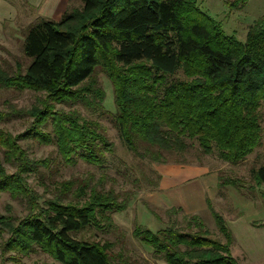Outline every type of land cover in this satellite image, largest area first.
I'll list each match as a JSON object with an SVG mask.
<instances>
[{
    "label": "trees",
    "instance_id": "obj_1",
    "mask_svg": "<svg viewBox=\"0 0 264 264\" xmlns=\"http://www.w3.org/2000/svg\"><path fill=\"white\" fill-rule=\"evenodd\" d=\"M81 1L80 11L57 22L40 18L28 26L23 54L32 62L12 77L0 69V87L41 96L27 111H0V123L28 117L31 123L21 138L54 146L67 165L82 160L102 167L104 155L112 152L94 114L111 118L127 151L141 159L165 162L157 154H183L196 142L202 154L215 153L236 165L260 147L264 19L239 42L202 13L196 0ZM247 1L226 4L241 9ZM97 70L112 85L115 112L109 117ZM5 164L15 173L9 175ZM40 167L47 169L48 161L29 160L15 138L0 129V195L16 197L21 191L30 206L18 225L10 216L0 220V233L11 236L6 249L29 253L38 248L59 264H138L121 258L115 263L108 242L71 236L91 226L113 227L108 214L124 211L125 200L111 189L98 190L89 179L72 178L58 184L65 195L42 208L21 177L41 175ZM250 176L264 186V166ZM227 184L235 185L220 179L221 187ZM212 217L226 247L204 236L193 216L157 233L137 224L132 236L152 249V259L166 264H236L229 257L230 230L220 216Z\"/></svg>",
    "mask_w": 264,
    "mask_h": 264
},
{
    "label": "rangeland",
    "instance_id": "obj_2",
    "mask_svg": "<svg viewBox=\"0 0 264 264\" xmlns=\"http://www.w3.org/2000/svg\"><path fill=\"white\" fill-rule=\"evenodd\" d=\"M57 1L49 0V11H45L48 4L33 7L26 0H0V69L10 77L18 72L23 74L32 62L23 54L24 38L29 25L40 18L57 22L63 14L78 12L82 8L81 0H66L60 5ZM227 2L231 3L233 0H196V5L220 26L226 36H233L237 41L244 42L249 28L257 20L264 19V0H248L241 9L228 8ZM95 74L105 93L103 111L109 117L115 112L112 85L100 70ZM40 96V93L27 89L0 87V111L9 113L15 110L14 114L21 110L27 111ZM79 109L83 115H87ZM259 113L261 145L236 165L219 160L215 153L202 154L196 142L191 143V147L183 154H157L165 162L138 158L127 151L110 122L111 118H99L98 114H94L92 119L101 125L113 146L112 152L104 155L102 167L82 160L74 165H67L60 159L54 146L33 138L22 139L23 131L31 123L24 115L9 122H1L0 129L15 138L16 144L29 160L48 161L47 169L39 168L41 175H21L28 195L30 190L38 195L36 201L40 207L46 208L49 201L64 196L65 191L60 193L58 184L72 178L89 179L91 184L97 185L98 190L105 192L111 189L119 195V201H126L124 211L108 214L113 227L106 229L103 226H91L71 235L76 240L100 245L108 242L111 246L108 254L115 259V263L121 258L138 264H166L152 259V249L133 238L134 227L138 224L157 233L177 222L181 223L183 216L198 218L204 236L226 247V236L216 227L212 217L214 213L225 221L230 230L232 242L228 246L229 257L236 264H263L264 186H258L250 176L252 170L264 166V105ZM192 166L209 174L205 176L196 169L179 171ZM5 169L9 175L15 173L7 164ZM212 175L216 176V195L212 198L210 195L201 196L205 179ZM220 179L235 185L221 187ZM161 186L162 190L159 189ZM19 195H0V220L10 216L14 224L18 225L27 218L30 209L28 200L21 191ZM171 209L181 210L168 215L167 212ZM10 237L7 233H0V264H59L38 248L29 253L6 249L5 244ZM252 255L261 257L256 256L252 262Z\"/></svg>",
    "mask_w": 264,
    "mask_h": 264
},
{
    "label": "crops",
    "instance_id": "obj_3",
    "mask_svg": "<svg viewBox=\"0 0 264 264\" xmlns=\"http://www.w3.org/2000/svg\"><path fill=\"white\" fill-rule=\"evenodd\" d=\"M27 1V3L30 5V6H33V7H38L39 6V4H48L47 6V9L45 10V11H49V0H26ZM65 1L66 0H58L57 1V3H58V5H60V4H64L65 3ZM187 168V167H186ZM186 168H181V170H179L180 172H182V171H185V172H188V171H186V170H189V171H192V170H198L199 172H203L204 174H205V176L207 175V174H209V173H206V171H204V170H202V169H200V168H197V167H195L194 168V166H192V167H188V169H186ZM190 168H193V169H190ZM215 179H216V176L215 175H212L211 177H209V178H207V179H205V181H204V184H203V187H202V189H201V196H206L207 197V195H210L209 197H214L215 195H216V181H215ZM163 188H164V185H163ZM162 188V186H161V188H159L160 190H162L163 189ZM206 202V201H205ZM179 207H181V208H183V209H185L184 208V206H179ZM187 208V207H186ZM229 229V228H228ZM253 257H252V262H254V258L256 257V256H258V257H261V255H252ZM262 256H264V255H262ZM261 261H264V259L263 260H261Z\"/></svg>",
    "mask_w": 264,
    "mask_h": 264
}]
</instances>
